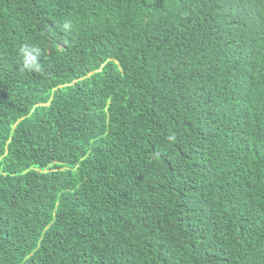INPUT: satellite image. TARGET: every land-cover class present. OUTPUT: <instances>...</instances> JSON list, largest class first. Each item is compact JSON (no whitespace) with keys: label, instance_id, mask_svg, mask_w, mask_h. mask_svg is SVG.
Returning a JSON list of instances; mask_svg holds the SVG:
<instances>
[{"label":"trees","instance_id":"trees-1","mask_svg":"<svg viewBox=\"0 0 264 264\" xmlns=\"http://www.w3.org/2000/svg\"><path fill=\"white\" fill-rule=\"evenodd\" d=\"M0 264H264V0H0Z\"/></svg>","mask_w":264,"mask_h":264},{"label":"clouds","instance_id":"clouds-1","mask_svg":"<svg viewBox=\"0 0 264 264\" xmlns=\"http://www.w3.org/2000/svg\"><path fill=\"white\" fill-rule=\"evenodd\" d=\"M64 30H70L71 22H64L62 25ZM18 56L21 60L24 69L39 73L42 70V49L34 43L23 44L18 51Z\"/></svg>","mask_w":264,"mask_h":264}]
</instances>
